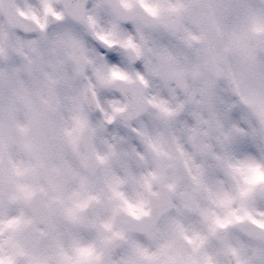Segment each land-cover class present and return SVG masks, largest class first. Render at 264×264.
Segmentation results:
<instances>
[{
    "label": "clouds",
    "instance_id": "1",
    "mask_svg": "<svg viewBox=\"0 0 264 264\" xmlns=\"http://www.w3.org/2000/svg\"><path fill=\"white\" fill-rule=\"evenodd\" d=\"M0 264H264V0H0Z\"/></svg>",
    "mask_w": 264,
    "mask_h": 264
}]
</instances>
